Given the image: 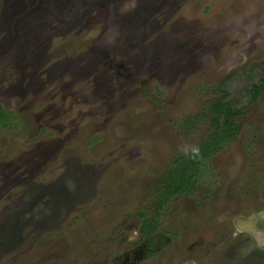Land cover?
Returning <instances> with one entry per match:
<instances>
[{
  "label": "rangeland",
  "instance_id": "rangeland-1",
  "mask_svg": "<svg viewBox=\"0 0 264 264\" xmlns=\"http://www.w3.org/2000/svg\"><path fill=\"white\" fill-rule=\"evenodd\" d=\"M263 63L264 0H0V264H264ZM221 85L240 133L157 219Z\"/></svg>",
  "mask_w": 264,
  "mask_h": 264
},
{
  "label": "trees",
  "instance_id": "trees-1",
  "mask_svg": "<svg viewBox=\"0 0 264 264\" xmlns=\"http://www.w3.org/2000/svg\"><path fill=\"white\" fill-rule=\"evenodd\" d=\"M222 86H218L216 91L222 93L223 96L213 101L210 107V132L205 141L199 146L201 156L195 160L190 159L183 153L176 156L159 189V196L155 203V217L157 219L172 199L189 194L194 190L197 176L206 161L221 151L225 144L232 142L240 133L241 126L234 119L241 114V111H234L233 102L228 100L229 93L222 89ZM263 91L264 76L248 90V94L253 101H256ZM7 114L12 120L17 118L15 113ZM11 123L7 125L8 129L11 128ZM157 225L156 219L144 222L141 232L146 240L151 239V235L158 229Z\"/></svg>",
  "mask_w": 264,
  "mask_h": 264
},
{
  "label": "clouds",
  "instance_id": "clouds-1",
  "mask_svg": "<svg viewBox=\"0 0 264 264\" xmlns=\"http://www.w3.org/2000/svg\"><path fill=\"white\" fill-rule=\"evenodd\" d=\"M190 159L201 156L199 145H185L180 149ZM223 222L224 217H218ZM232 238L244 236L248 239V251L259 250L264 252V208L252 211L249 214H239L232 217Z\"/></svg>",
  "mask_w": 264,
  "mask_h": 264
}]
</instances>
